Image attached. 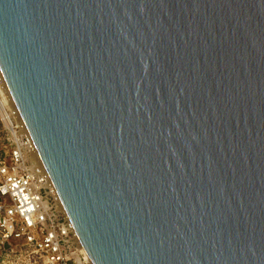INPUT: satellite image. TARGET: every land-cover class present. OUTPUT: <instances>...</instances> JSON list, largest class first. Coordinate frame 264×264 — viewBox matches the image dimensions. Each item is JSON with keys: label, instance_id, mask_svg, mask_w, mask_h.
Segmentation results:
<instances>
[{"label": "water", "instance_id": "1", "mask_svg": "<svg viewBox=\"0 0 264 264\" xmlns=\"http://www.w3.org/2000/svg\"><path fill=\"white\" fill-rule=\"evenodd\" d=\"M0 70L93 264H264V0H0Z\"/></svg>", "mask_w": 264, "mask_h": 264}, {"label": "built area", "instance_id": "2", "mask_svg": "<svg viewBox=\"0 0 264 264\" xmlns=\"http://www.w3.org/2000/svg\"><path fill=\"white\" fill-rule=\"evenodd\" d=\"M0 126V264H93L1 70Z\"/></svg>", "mask_w": 264, "mask_h": 264}, {"label": "bare ground", "instance_id": "3", "mask_svg": "<svg viewBox=\"0 0 264 264\" xmlns=\"http://www.w3.org/2000/svg\"><path fill=\"white\" fill-rule=\"evenodd\" d=\"M36 163H37V164H40V165L42 164V162H41V160L38 158V156H36Z\"/></svg>", "mask_w": 264, "mask_h": 264}, {"label": "rangeland", "instance_id": "4", "mask_svg": "<svg viewBox=\"0 0 264 264\" xmlns=\"http://www.w3.org/2000/svg\"><path fill=\"white\" fill-rule=\"evenodd\" d=\"M1 127V126H0ZM0 147H1V140H0Z\"/></svg>", "mask_w": 264, "mask_h": 264}]
</instances>
